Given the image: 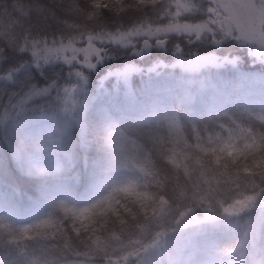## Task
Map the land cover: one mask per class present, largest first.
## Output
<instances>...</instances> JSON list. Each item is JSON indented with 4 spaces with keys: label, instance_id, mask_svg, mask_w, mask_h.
<instances>
[{
    "label": "snow or ice",
    "instance_id": "6c2138e0",
    "mask_svg": "<svg viewBox=\"0 0 264 264\" xmlns=\"http://www.w3.org/2000/svg\"><path fill=\"white\" fill-rule=\"evenodd\" d=\"M257 83L264 0H0V139L38 181L25 210L0 179L11 264H264V123L240 148L231 128L203 147L197 127L234 126L233 94ZM81 160L88 195L76 197L63 181ZM25 213L33 222L14 226Z\"/></svg>",
    "mask_w": 264,
    "mask_h": 264
},
{
    "label": "trees",
    "instance_id": "16d2710c",
    "mask_svg": "<svg viewBox=\"0 0 264 264\" xmlns=\"http://www.w3.org/2000/svg\"><path fill=\"white\" fill-rule=\"evenodd\" d=\"M22 2H27V0H22ZM59 2V0H58ZM66 2H71V0H66ZM77 2H81V0H77ZM66 18H71L74 20V17L70 16H64ZM79 21L78 23H82V21ZM157 57L154 56L153 59H156ZM159 59L163 60L164 63H172L173 60L170 56L165 57L164 55H160L158 57ZM136 63H139V58ZM144 66V65H140ZM246 67L252 70H255V65H252L251 63H246ZM179 72V70H177ZM104 73L101 72L100 75H103ZM95 75V74H93ZM99 77L97 76L96 79ZM213 82H216L218 80L223 81H230L232 83L228 84V91L233 92V89L238 86V81L234 80V77L231 73L226 71H220L219 74H217L216 70H213V73L210 77ZM196 79H203V77H196ZM132 83L135 85L140 84V77L138 75H134L132 79ZM114 85H116V81L114 79L110 81L105 82L106 88H112ZM244 91L240 92L238 94H233L232 96V103L229 106V114L232 116V119L235 120V125H229L225 123L224 120L216 121L215 125H210L207 121L202 123L201 125L197 126L198 128H203L204 131H199L198 134L204 138L205 143L202 144L203 147H208L207 145V138L209 136H216L219 135L223 137L225 140L227 139V136L229 134V129H233V136H234V142L237 146V148H240L243 146L242 141L239 139V137L242 135V131L246 130L248 127H251L253 125V122L256 124V130L260 131L259 124L264 123V121H261L259 117L262 115L259 111L260 107V101L261 97H264V92L260 90L259 84L255 85H245ZM250 102H255L256 104L252 105L249 104ZM235 113V115H233ZM220 124H224L225 127L223 130L219 128ZM161 136H168V129L164 128L161 133ZM180 136L188 139V143L191 145H195L197 141L195 140L194 136L193 138H188V133L183 131L181 129ZM170 139V137H168ZM135 139V137H133ZM142 143V141H140ZM169 147H175L178 151L183 149V145H175V144H169ZM215 146V145H213ZM226 153L222 154V160L226 159ZM145 162L143 159H141V164H144ZM167 163V161H166ZM238 163L241 165L244 163V160L242 157L238 159ZM75 169V172L79 175V181L80 185L82 186L86 182V172L84 171L83 167V161H79ZM169 167H171V164L169 163ZM231 167V166H230ZM220 171H224V169L221 167ZM182 175V170H181ZM0 179H3L4 183H10L18 188L20 193L19 198V204L20 206H30L31 201L30 197L35 195V186L37 185L38 181L29 177H26L17 170L15 163L10 158V153L8 152L7 145L4 142L3 139H0ZM33 236V233H29L28 236L25 238L26 241L30 240V238ZM231 237V233L225 232L221 234V238L223 239H229ZM225 243H229L230 241H224ZM32 243H35L32 241ZM38 248V246H37ZM30 250V249H29ZM16 259V256L14 255V252L12 248L0 246V262L2 264H11V262Z\"/></svg>",
    "mask_w": 264,
    "mask_h": 264
},
{
    "label": "rangeland",
    "instance_id": "374dc122",
    "mask_svg": "<svg viewBox=\"0 0 264 264\" xmlns=\"http://www.w3.org/2000/svg\"><path fill=\"white\" fill-rule=\"evenodd\" d=\"M62 20H66L69 25L75 24V23H78L79 22L77 20H74V19H71V18H66V17H62ZM249 104H252V105L254 104L255 105L256 103L255 102H250ZM218 121H220V120H218ZM165 128H167V127H165ZM172 138L173 137H170V139H172ZM72 175L73 176H78L79 174L74 171L72 174L69 175V177L65 181H63V183H66L70 187L72 194L74 196H76V197H83V196L88 195V193L86 191V182L81 186L79 180H78V182H75V181L72 180V178H71ZM57 183L58 182H55V181L52 182V184L54 186V189H55V186L57 185ZM235 198L238 199L240 197H239V195H236ZM28 207L29 206H26L25 205V207L24 206H20L19 208H23V209L26 210V209H28ZM32 222L33 221L28 218L27 213H25L23 215V217H22V223H16V224H14V226H16V227H22V226H24V224L32 223ZM5 223H13V221L6 220ZM29 233H31V232H29Z\"/></svg>",
    "mask_w": 264,
    "mask_h": 264
},
{
    "label": "bare ground",
    "instance_id": "6f19581e",
    "mask_svg": "<svg viewBox=\"0 0 264 264\" xmlns=\"http://www.w3.org/2000/svg\"><path fill=\"white\" fill-rule=\"evenodd\" d=\"M61 19H62V17H61Z\"/></svg>",
    "mask_w": 264,
    "mask_h": 264
}]
</instances>
